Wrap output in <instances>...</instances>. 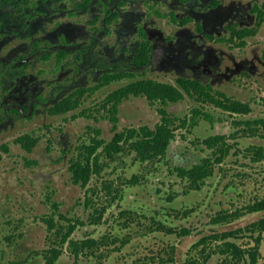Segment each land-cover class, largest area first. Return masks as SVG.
<instances>
[{"label": "flooded vegetation", "instance_id": "1", "mask_svg": "<svg viewBox=\"0 0 264 264\" xmlns=\"http://www.w3.org/2000/svg\"><path fill=\"white\" fill-rule=\"evenodd\" d=\"M144 45L151 50L150 62L143 67H137L134 58ZM111 51L115 55L130 54L132 66L143 68V73L134 75V72L123 71L126 74L124 78L106 83L108 76L115 73L111 72V67L107 64ZM190 52H195L200 57L199 66L206 76L205 82L190 77L195 75V66L190 64L188 57ZM96 58H102L103 61L92 63L91 60ZM155 65L157 69H154ZM186 66L193 69L185 73ZM211 66L215 67V73L212 72ZM151 72L152 76L149 75ZM83 78L92 82V85L82 86L80 82ZM161 78L165 81L169 78L170 81L165 83L171 84H176L180 78L196 79L207 86L210 94L216 99L245 105L249 111L237 113L225 110L212 102H198L196 97L193 98L184 92L181 101L170 102L165 106L173 113L172 106L188 99L192 100L195 107L202 109L203 114L197 123L191 125L192 108L183 118L178 117L188 123L178 130L195 127L198 129L201 126L206 133L200 140L201 148L211 151L212 154L214 149L209 148L205 142L212 137L224 136L225 142L230 146V135L218 131L216 121L212 120L213 115L208 113L213 107L231 118L234 126H246L245 129L258 120L242 121L241 118L251 115L257 103L264 107V0H0L1 133L14 130L21 124L38 125L36 120L40 118L47 120L70 117L66 119L70 124L80 119V128L91 129L93 126L85 124L84 119L97 120L93 114L97 107H93L95 102L85 107L87 98L92 100L95 95L99 98L105 89L110 90L111 84L122 80H132L128 83L131 84L148 79L160 81ZM85 89L86 95L79 103L78 91ZM108 95L109 93L104 99ZM68 97L73 98L72 107L59 109ZM146 100L151 106H156L160 116L157 125L161 121V104ZM125 101L127 100L123 103ZM201 120L203 122L200 124ZM217 121H220V118ZM257 122L264 125V120ZM44 127L51 128L47 124H44ZM117 127L120 131V126ZM178 130L168 148L167 157L171 153L174 159L188 160L186 164L181 162L182 165L172 166V175L183 180L177 174L178 168L191 169L210 156H200L199 161H194L195 157L188 152L176 151L173 154L172 147L177 141ZM61 133L66 135L68 130ZM22 136L36 138L37 145L32 150H27L24 143L19 141ZM22 136L14 142L31 156L24 159L21 165L10 163L13 166L6 169V164H0L3 170L2 172L0 169V221L1 217L8 218L13 215L15 207L25 209L21 201L17 204L16 198L29 195L30 186L36 188L39 196L51 200L57 190L51 188L49 183L54 184L57 180V171L49 174L50 171L57 170L60 160H65L67 153L76 151L78 158L81 152H77V149L83 146L78 142L74 151L69 149L70 147L62 148L60 158H56L49 143L40 154L37 152V149L43 148L38 146L40 138L30 134ZM61 138L63 137L60 134V137L54 140ZM75 140L79 141V138ZM66 143L68 145L70 141ZM231 147L233 149V146ZM0 148L1 153H9L7 145L4 144ZM74 158L76 157H69L68 164L62 166L58 173L61 176L69 175L72 185L85 188L74 180L71 171ZM2 159L0 154V163ZM39 171L43 174L35 176ZM16 173L20 178H17ZM6 176L9 178L6 179ZM11 179H15V182ZM41 186L47 190L40 191ZM203 186L196 190H201ZM190 189L194 190L192 186ZM50 204L55 211L53 216L56 223L58 214L62 222L63 214L58 212L59 204ZM84 205L86 206V203ZM64 216L66 222L71 220L69 222L76 224V228L84 224L79 218ZM48 219L45 218L44 221L49 228L46 221ZM55 230L57 233L58 229ZM61 256L57 264H60ZM16 264H47L46 252L44 251L40 258H24Z\"/></svg>", "mask_w": 264, "mask_h": 264}, {"label": "rangeland", "instance_id": "2", "mask_svg": "<svg viewBox=\"0 0 264 264\" xmlns=\"http://www.w3.org/2000/svg\"><path fill=\"white\" fill-rule=\"evenodd\" d=\"M188 57L190 64L195 67L193 69L186 66L185 73L193 69L195 75L190 77H196L205 82L206 76L199 66L200 57L195 52H190ZM97 61L103 60L102 58L91 60L92 63ZM107 64L111 67V72L131 71L135 75L144 71L143 68L132 66L130 54L115 55L111 51ZM153 67L157 69L156 65ZM211 70L213 73L216 72L214 66H211ZM149 75L152 76L153 73ZM168 79L166 81H170ZM130 81L132 80H122L111 84L110 90L105 89L99 98L97 95L93 96L92 100L87 98L88 103L85 107L94 102L93 107H97L93 111L97 120L84 119L85 124L93 126L91 129L80 128L78 123L80 119L72 124L67 123L66 119L70 117H66L47 120L40 118L36 120L38 125L23 126L21 124L9 132H0V146L5 144L9 147L8 154L1 153L0 148V154L3 157L0 164H6L4 168L6 169L13 166L10 163L16 162L21 165L24 159L31 156L14 142L23 134L40 138L38 146L43 147L37 149L40 154L49 143L53 154L58 158L62 148L70 147L69 149L74 151V146L78 142L83 145L90 144L95 129L102 131L101 138L111 141L115 136L117 125L120 126V131L138 126L154 128L160 116L155 109L156 106H151L144 97L132 96L125 101L120 107L117 124L109 120L107 112L102 108L104 96L107 93L110 94ZM160 81L166 82L163 78ZM80 83L82 86L92 85V82H87L84 78ZM195 106V103L188 99L172 106L171 111L175 116L183 118ZM208 114L213 115L212 120L216 121L215 126L218 131L230 135L228 142L233 149L221 164L215 166L213 177L206 181L201 190H196L194 187V190H191L187 181L176 178L171 173L172 166L186 164L188 160L177 156L178 159H174L170 153L162 161L142 163L129 146L117 155L115 162L104 156L100 173L94 175L85 188L76 187L71 184L69 175L61 176L58 173L62 166L65 167L68 164L69 157H77L76 151L67 153L65 160H60L57 170L50 169L49 174L57 171V180L54 184L49 183L51 188L57 190L56 195L51 196V200L45 196H39L36 188L30 186L29 195L16 198L17 204L21 201L25 209L15 207L13 215L8 218L1 217L0 264H16L24 258L30 260L34 256L40 258L52 245L60 246L61 236L55 229L49 230L44 221L45 218H51L55 212L51 202L59 204L58 212L63 216L79 218L84 222L73 231L71 240L80 242L94 239L100 242L95 248L86 249L79 256H76L67 243L63 247L60 264H172L170 261L172 258L180 264L189 257L199 256V250H192V246L201 237L225 230L235 231L261 220L264 217V211L248 213L246 208L264 198V160L254 162L247 150L253 146L264 149V125L256 123L264 120V107L257 103L251 115L241 118L242 121L258 119L248 129H245L246 126H234L231 118L213 107ZM219 118L220 121H217ZM202 122L203 120L200 124ZM44 124L51 128L46 129ZM204 124L208 123L204 122ZM39 125L41 128L34 129ZM201 128L199 126L198 129L195 127L189 130H178L172 153L188 152L195 157L194 161H199L200 156H211V151L201 148L200 140L206 134ZM65 130H68L66 135L61 133ZM60 134L63 138L55 141L54 138H59ZM76 138H79V141H76ZM66 141H70V144L67 145ZM79 151L80 149H77V152ZM1 171L3 172L2 169ZM16 174L17 178H20V175ZM42 174L39 171L35 173V176ZM135 177H138L139 182L132 183ZM8 178L6 176V179ZM11 181L15 182V179ZM42 186L40 191L44 190ZM106 186L112 187L110 192ZM220 213L234 215L237 219L219 224L213 222ZM56 218L58 219L56 228L62 233L67 232L70 226L74 225L72 222H66L65 219L61 222L59 214ZM183 229L190 230L191 234L180 237L179 234ZM170 230L177 233H170ZM257 235L258 233L254 235L250 231H244L238 235L237 239L232 240L243 248L253 247L255 246L254 236ZM214 247V245L211 246L212 249ZM223 259V256L213 254L208 264H221ZM259 264H264V232Z\"/></svg>", "mask_w": 264, "mask_h": 264}, {"label": "trees", "instance_id": "3", "mask_svg": "<svg viewBox=\"0 0 264 264\" xmlns=\"http://www.w3.org/2000/svg\"><path fill=\"white\" fill-rule=\"evenodd\" d=\"M243 35V34H242ZM151 50L147 45H144L135 58L134 62L137 67H143L150 62ZM126 76L123 72L111 73L108 76L106 83H112ZM95 91V90H93ZM92 91V92H93ZM87 89L78 91V100L86 95ZM184 92L196 97L198 102H212L219 107L234 111L237 113L247 112L249 109L240 102L226 103L223 100H218L210 94L207 86L201 81L190 78H180L176 84L165 83L158 80H141L126 86L120 87L111 92L102 103V108L107 110V115L113 124L119 122L120 107L124 100H128L131 96H144L151 103H159V113L161 115V121L154 127L141 126L131 127L123 131H118V127H115L116 133L111 141H106L101 138L102 131L95 129L94 136L90 144H85L80 148V156L74 158L71 163V171L74 174V180L77 183H81L84 186L89 185L94 175L99 174L102 168L101 161L104 156H107L112 162L116 161L117 155L125 150L127 146L136 153V157L142 163L162 161L167 157V152L170 144L176 137V131L180 127L188 125L187 120L182 121L175 116L174 113L169 112L165 106L168 103H176L183 99ZM74 103L72 97L66 98L59 109L65 110L72 107ZM191 125L197 123L200 115L203 111L199 107H194ZM259 123V122H257ZM19 141L24 143V147L27 150H32L38 140L27 136H22ZM209 148L214 149L213 154L205 158L202 162L196 164L191 169L178 168L177 174L183 180H188L189 185L195 189H200L214 174L215 166L222 163L225 157H227L232 147L227 145L224 136L212 137L205 141ZM102 150V152H99ZM250 153L254 162H260L264 160V149L262 147H250L247 150ZM139 182L138 177L132 181V183ZM111 190V186H106ZM119 192V191H118ZM119 195V194H118ZM89 202V201H88ZM87 202V205H88ZM248 213H256L264 211V198L255 201L253 204L246 208ZM237 215V214H236ZM63 219L65 217L63 216ZM237 219L234 215H227L220 213L219 216L214 218L213 222L219 224L224 222H230ZM49 225V230H54L57 225L55 217H51L46 220ZM71 221V220H69ZM76 224L71 225L67 232L57 230L58 235L61 236L60 246H52L46 251L47 264H57L60 256L63 253V247L67 243L71 250L79 256L84 250H92L100 244L99 241L94 239L74 241L71 240V234L76 229ZM244 231H250L254 235L255 246L243 248L232 239H237L239 234ZM264 232V217L256 222L251 223L245 228L237 230H225L222 232H214L206 236L201 237L193 246L192 250H199V256L189 257L180 264H208L211 261L213 254H219L224 257L221 264H259L260 260V247L262 243V233ZM170 233H177L174 230H170ZM191 234L188 229H183L179 234L180 237H185ZM59 245V244H58ZM214 245V249L211 246ZM209 247V248H208ZM172 264H179L174 258L170 260Z\"/></svg>", "mask_w": 264, "mask_h": 264}]
</instances>
